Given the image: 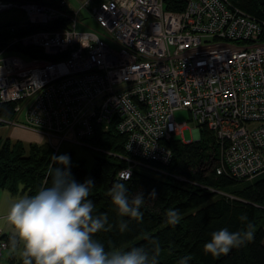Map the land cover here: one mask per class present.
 <instances>
[{"label": "built area", "instance_id": "obj_1", "mask_svg": "<svg viewBox=\"0 0 264 264\" xmlns=\"http://www.w3.org/2000/svg\"><path fill=\"white\" fill-rule=\"evenodd\" d=\"M86 7L103 33L77 28ZM66 8V0H0V13H24L19 24L68 19L61 29L13 37L0 51V103H13L15 112L1 123L44 134L52 156L61 143H89L97 126L113 124L125 135L119 171H132L171 160L167 143L185 127L174 112L183 108L196 140L203 128L214 135L217 174H264V18L231 0H185L181 11L165 9L163 0ZM14 44L41 55L10 51ZM4 234L0 227V257Z\"/></svg>", "mask_w": 264, "mask_h": 264}, {"label": "trees", "instance_id": "obj_2", "mask_svg": "<svg viewBox=\"0 0 264 264\" xmlns=\"http://www.w3.org/2000/svg\"><path fill=\"white\" fill-rule=\"evenodd\" d=\"M163 1L164 8L171 11H181L185 5V0ZM231 1L251 15L264 18V0ZM67 25L68 19L48 25L1 24L0 51L13 37ZM9 50L29 56L41 55L40 49L32 46L14 44ZM14 115L13 103H0L1 118H13ZM88 141L103 154L96 156L92 166L87 168L85 161L74 160L70 151V170L79 183L87 179L94 181L95 187L88 197L95 205L94 215L107 214L108 223L112 225L110 230L94 235L106 251L113 248L126 250L132 246H145L151 251L156 242L160 248L159 264H179L180 259L188 255L192 256L188 264H264V176L240 179L217 174L218 148L208 129H200V139L196 141L184 142L173 136L167 143L172 152L168 163L151 160L147 165L137 166L146 171L137 167L132 169L130 180L123 182L130 196L138 192L144 194L140 209L143 216L139 221L119 216L107 195L112 184L119 180V170L126 165L120 157L126 155L125 135L113 124L106 130L97 126ZM51 155L48 142L25 145L20 140L0 137V188L12 195L31 196L51 186L49 168L60 166L56 162L51 164ZM153 190L155 197L150 196ZM169 208L178 209L181 214L176 225L167 223ZM241 215H246L247 220L242 222ZM121 220L128 225L124 232L119 229ZM249 223L254 229L252 240H246L227 255L213 257L204 252L203 246L209 242L212 232L222 228L246 231ZM13 237L6 236L11 244ZM23 259L20 258L18 263L23 264Z\"/></svg>", "mask_w": 264, "mask_h": 264}, {"label": "clouds", "instance_id": "obj_3", "mask_svg": "<svg viewBox=\"0 0 264 264\" xmlns=\"http://www.w3.org/2000/svg\"><path fill=\"white\" fill-rule=\"evenodd\" d=\"M52 160L60 166L49 168L51 186L17 199L5 217L15 230L13 247L22 244L23 264H159L160 248L156 242L151 251L145 246L106 251L94 235L110 230L112 225L108 223L107 214L94 215L95 205L88 198L95 187L94 181L77 182L72 176L67 154L53 155ZM118 176L119 180L112 184L107 195L119 216L139 221L143 216L140 209L144 194L138 192L130 196L123 182L130 180V170H121ZM150 196L155 197L154 190ZM166 217L170 225H176L182 218L179 210L172 208L167 210ZM239 219L246 221L247 216L241 215ZM127 227V222L121 220L120 231H126ZM253 238L251 223L246 231L222 228L211 233L203 250L219 257ZM191 259L190 255L184 256L179 264H188Z\"/></svg>", "mask_w": 264, "mask_h": 264}, {"label": "rangeland", "instance_id": "obj_4", "mask_svg": "<svg viewBox=\"0 0 264 264\" xmlns=\"http://www.w3.org/2000/svg\"><path fill=\"white\" fill-rule=\"evenodd\" d=\"M46 1H54V0H46ZM83 0H66L67 3V8L69 9V5L72 6L74 9L80 6ZM24 20V13L21 10L18 9H13V10H6L0 13V25L1 24H6V23H12V22H20ZM78 29H92L96 32L103 33L104 30L103 28L92 18L90 15L88 8H81L78 14ZM33 47V46H32ZM37 48V47H35ZM39 49V48H38ZM41 52V51H40ZM174 118L177 122L185 123V127L182 130L181 135L175 136L176 138H183L184 142L188 141H196L195 136H194V128L195 124L194 122L191 121L190 115L187 109H178L174 112ZM7 126H14L12 129H8L9 131L14 130V133H18L19 131L21 132L22 135L26 134H33V137H37V139H41L40 142L43 140L46 141V137L44 134L39 133L38 131H34L32 129L28 128H23V127H18L15 125H6L4 123H1L0 125V134L5 135V131L8 128ZM23 128V129H22ZM24 129L31 130L35 133L25 131ZM4 133V134H3ZM47 142V141H46ZM56 143V141L54 140ZM50 146V145H49ZM51 148V147H50ZM70 151L73 152V159L74 160H84L85 165L87 168H90L94 162V158L96 156H101L103 153L99 151L97 148L93 147L91 144L88 142H83V144H75L71 143L68 141H65L61 143L58 153L56 156L62 155V154H67L69 155ZM52 158V155H51ZM54 162V161H53ZM51 160V164L53 163ZM138 170H143L146 171L142 167H137ZM264 176V174H260L257 177ZM1 192V191H0ZM4 194L6 198H9L7 191H4ZM22 195H15L14 199L10 201L9 203L5 202L0 206V224L1 223H8L5 217L7 216V213L10 209V206ZM9 224V223H8ZM3 229V226H1ZM4 230V229H3ZM6 238V234L3 235ZM22 252V244H17L16 247H13V244L8 242V246L5 250H3L2 257H0V264H19L18 261L22 257L21 255Z\"/></svg>", "mask_w": 264, "mask_h": 264}, {"label": "crops", "instance_id": "obj_5", "mask_svg": "<svg viewBox=\"0 0 264 264\" xmlns=\"http://www.w3.org/2000/svg\"><path fill=\"white\" fill-rule=\"evenodd\" d=\"M86 0H83V2H85ZM80 7V6H79ZM78 7V8H79ZM69 8L70 9H74L72 6H70L69 5ZM75 9H77V8H75ZM8 128L6 129V131H5V135H1L0 134V137H8V138H10L11 140H13V141H15V140H20L21 142H23L25 145H27V144H30V143H37V144H42V143H44V142H46L45 140H43L42 142H40V138L39 139H37V137L35 138V137H33V134H26V135H22L21 134V132H20V130H18L19 131V134L18 133H14V130H12V131H9L8 129L10 128V129H12L14 126H7ZM16 127V126H15ZM20 128V127H19ZM21 129V128H20ZM23 129V128H22ZM25 131H28V132H32V133H35V132H33V131H31V130H27V129H24ZM4 134V133H3ZM0 206L3 204V203H5V202H7V203H9L10 201H12L13 199H14V197H15V195H12V194H8L9 196V198H6V196H5V194H4V191H6V190H3V189H1L0 188ZM7 193H9V192H7ZM1 226H3V229H4V232H5V234H7V237H11V236H14V228L12 227V225L11 224H8V223H1L0 224V227ZM22 258V257H21Z\"/></svg>", "mask_w": 264, "mask_h": 264}, {"label": "water", "instance_id": "obj_6", "mask_svg": "<svg viewBox=\"0 0 264 264\" xmlns=\"http://www.w3.org/2000/svg\"><path fill=\"white\" fill-rule=\"evenodd\" d=\"M195 140H196V137H195Z\"/></svg>", "mask_w": 264, "mask_h": 264}]
</instances>
